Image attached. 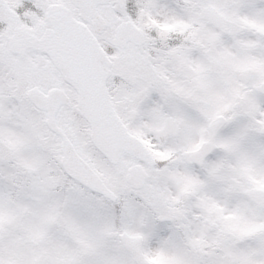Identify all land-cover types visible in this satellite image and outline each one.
Instances as JSON below:
<instances>
[{
    "label": "snow or ice",
    "instance_id": "1",
    "mask_svg": "<svg viewBox=\"0 0 264 264\" xmlns=\"http://www.w3.org/2000/svg\"><path fill=\"white\" fill-rule=\"evenodd\" d=\"M0 264H264V0H0Z\"/></svg>",
    "mask_w": 264,
    "mask_h": 264
}]
</instances>
